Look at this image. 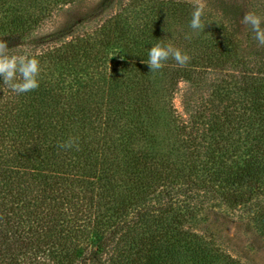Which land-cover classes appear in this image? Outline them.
Returning a JSON list of instances; mask_svg holds the SVG:
<instances>
[{"label": "trees", "instance_id": "trees-1", "mask_svg": "<svg viewBox=\"0 0 264 264\" xmlns=\"http://www.w3.org/2000/svg\"><path fill=\"white\" fill-rule=\"evenodd\" d=\"M196 2L0 0L40 65L27 93L0 77V264H248L211 218L264 236V47L240 23L264 0H203L194 32ZM157 42L189 63L151 73Z\"/></svg>", "mask_w": 264, "mask_h": 264}, {"label": "clouds", "instance_id": "clouds-1", "mask_svg": "<svg viewBox=\"0 0 264 264\" xmlns=\"http://www.w3.org/2000/svg\"><path fill=\"white\" fill-rule=\"evenodd\" d=\"M205 4L203 0H197L193 5L191 12V20L189 27L194 31H203L205 24L202 22ZM242 25L247 26L254 34L253 38L257 42L258 47H264V17L252 11H247L240 20ZM190 35H186V39H190ZM174 60L180 67L186 66L191 57L181 49L165 45L157 42L148 49V59L146 63L150 72L154 73L164 67V62L169 59ZM40 73V65L38 59L27 55L10 54L7 42L0 38V77L3 84L6 85L13 93L19 95L33 91L39 87L38 76ZM63 149L77 148L78 138L69 137L66 141L59 144Z\"/></svg>", "mask_w": 264, "mask_h": 264}, {"label": "rangeland", "instance_id": "rangeland-1", "mask_svg": "<svg viewBox=\"0 0 264 264\" xmlns=\"http://www.w3.org/2000/svg\"><path fill=\"white\" fill-rule=\"evenodd\" d=\"M245 13L241 15L240 20ZM175 105L180 110L178 99L175 100ZM211 224L213 230L222 236L227 251L233 257L248 264H264V236H261L252 224L231 213L215 214L211 218Z\"/></svg>", "mask_w": 264, "mask_h": 264}]
</instances>
